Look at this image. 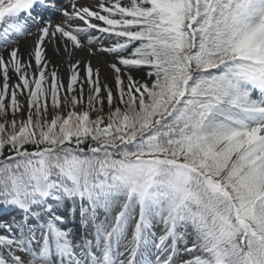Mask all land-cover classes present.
Returning <instances> with one entry per match:
<instances>
[{"label": "snow or ice", "instance_id": "snow-or-ice-1", "mask_svg": "<svg viewBox=\"0 0 264 264\" xmlns=\"http://www.w3.org/2000/svg\"><path fill=\"white\" fill-rule=\"evenodd\" d=\"M70 3L0 0V264H264V0Z\"/></svg>", "mask_w": 264, "mask_h": 264}, {"label": "rangeland", "instance_id": "rangeland-1", "mask_svg": "<svg viewBox=\"0 0 264 264\" xmlns=\"http://www.w3.org/2000/svg\"><path fill=\"white\" fill-rule=\"evenodd\" d=\"M100 0H76L78 7L87 6L90 7L94 11H98V4ZM60 9H65L69 12L72 11V6L70 3V0H67L66 5H62ZM55 12L51 15V21L53 25L61 22H65L71 27H85L83 23L79 20L73 19L71 21H66V18L62 16V14L57 12L55 15ZM95 22V21H94ZM99 23V22H96ZM39 33L33 29L32 35L25 36L19 40L17 44H13L10 46L9 49H7L3 55L5 58H7L8 51L11 50V48L18 47L20 49V55L22 59L27 60L28 59V53L31 51V49L35 46V42L37 40ZM84 39V38H82ZM86 42V40H85ZM65 43L69 44V48L72 51V57L69 58L68 52L65 51L64 45ZM107 41L105 42L104 46H107ZM44 50V58L48 62V67L57 69L59 75L61 76V80L64 81L68 79L69 76V65L72 63H79V68L84 69L85 73V66L87 62L91 61V65L94 69H99L100 71V79L102 84L104 83H111V80H113L112 77V70L109 67V63H111V56L107 53L97 52L95 55H90L88 48L83 49H75L71 47L70 42H67L66 40H61L59 38V35H57L56 39L52 42H49L47 39L45 41V44L42 46ZM94 47H99V45H96ZM35 66L34 60L32 61V67ZM84 75V74H83ZM26 113V111H25ZM11 115V114H10ZM20 115H17V118ZM21 118V116H20ZM76 239H79L77 237ZM126 243V242H125ZM123 251V248L121 249Z\"/></svg>", "mask_w": 264, "mask_h": 264}, {"label": "trees", "instance_id": "trees-1", "mask_svg": "<svg viewBox=\"0 0 264 264\" xmlns=\"http://www.w3.org/2000/svg\"><path fill=\"white\" fill-rule=\"evenodd\" d=\"M121 2L122 3H124V4H127L128 2H129V0H121ZM35 69L33 68V71H34ZM51 71V70H50ZM57 71V70H56ZM58 72V71H57ZM79 72H80V75H81V78H83L84 77V75H83V71L80 69L79 70ZM58 75H59V73H58ZM132 75H133V77L136 79V80H139L141 83H150V81H149V78H148V76H147V70H144V71H133L132 72ZM59 77H60V79H61V76L59 75ZM18 82V80H17V77L15 76V75H12V78L10 79V81H9V83H10V85H12V84H15V83H17ZM2 83H3V81H2V77H0V86H2ZM65 83V82H64ZM102 83V82H101ZM108 84V86H111V87H113L114 88V81H112L111 80V83H107ZM66 85V84H65ZM84 92H85V97H87V95H88V87H87V85H85V90H84ZM18 99L21 101V103L22 104H24V111H27V104H26V100H25V97H23V96H21V97H18ZM7 102V101H6ZM105 109H107V104H105ZM11 113H9V117H8V119L9 120H11V115H10ZM17 119H20V116L17 118ZM0 122H3V120L2 119H0ZM102 210V209H101ZM3 213L2 212H0V216L2 215Z\"/></svg>", "mask_w": 264, "mask_h": 264}, {"label": "bare ground", "instance_id": "bare-ground-1", "mask_svg": "<svg viewBox=\"0 0 264 264\" xmlns=\"http://www.w3.org/2000/svg\"><path fill=\"white\" fill-rule=\"evenodd\" d=\"M67 0H64V2L66 3Z\"/></svg>", "mask_w": 264, "mask_h": 264}]
</instances>
